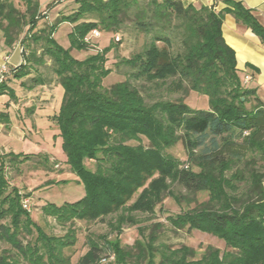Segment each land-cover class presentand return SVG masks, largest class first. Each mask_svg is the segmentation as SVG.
I'll use <instances>...</instances> for the list:
<instances>
[{"label":"trees","instance_id":"obj_1","mask_svg":"<svg viewBox=\"0 0 264 264\" xmlns=\"http://www.w3.org/2000/svg\"><path fill=\"white\" fill-rule=\"evenodd\" d=\"M18 1L23 10L13 0H0L3 43L11 46L19 39L22 47V62L10 73L27 77L26 87H63L52 120L59 128L65 163L84 188L73 202L42 204V214L60 225L106 221L111 232H119L125 223H138L134 214L153 213L165 195L177 202L185 198L170 189L175 183L190 201L201 192L207 198L168 215V225L204 231L225 243V250L208 246L198 257L189 246L156 245L160 225L155 223L157 228L148 233L138 226L140 237L131 246H122L117 236L88 234L87 250L75 264H264V102L245 84L221 31L224 14L231 13L264 44V25L255 13L236 0L210 5L74 0L71 12L41 27L38 21L46 16L39 15V0ZM218 3L225 6L217 10ZM62 21L71 25L69 48L53 38ZM126 22L146 37L140 50L120 59L129 78L148 83L149 91L181 96L147 102L129 79L103 86L110 73L105 63L111 42L83 59L70 54L72 48L87 49L84 39L92 29L117 32ZM190 91L206 96L207 107L187 104ZM2 93L13 96L5 80ZM142 137L146 145L128 144ZM177 142L184 160L165 152ZM32 158L51 169L41 155L0 154V241L9 245L0 252V264H70L65 250L74 243L73 229L62 236L47 233L23 207L25 195L8 185L5 161ZM86 161H93V169Z\"/></svg>","mask_w":264,"mask_h":264},{"label":"rangeland","instance_id":"obj_2","mask_svg":"<svg viewBox=\"0 0 264 264\" xmlns=\"http://www.w3.org/2000/svg\"><path fill=\"white\" fill-rule=\"evenodd\" d=\"M21 10L24 9L18 0H13ZM40 6L39 15L46 17L40 18L38 26H48L55 22L57 18L68 14L76 7L74 0H39ZM71 25L67 21L60 22L53 32V38L58 45L63 48L71 46L69 32ZM22 36V34L20 35ZM145 36L142 33L130 30L129 23L121 27L117 32H99L98 36L88 33L85 43L88 45L86 50H77L72 48L70 54L76 59H83L87 55L96 52L110 42L112 43L111 50L107 53L106 67L110 69V73L103 79L102 84L105 87L111 84L129 79L130 82L142 91L147 102L156 98L175 99L182 94L166 92L162 90L148 89V83L142 80L129 78L127 72L128 67L120 62L121 58H127L132 53L141 49L145 42ZM0 43L3 47L11 48L16 44L21 49L19 39L11 46H6L3 43L2 32L0 31ZM11 72V69L10 71ZM8 75V72L6 76ZM13 96L9 93L0 97V104L3 102L13 101L20 104L19 109L11 108L12 119L11 131L16 132L18 128H22L25 133L23 140L14 139L5 131H0V154L8 152L22 153L29 155H41L47 159V165L50 170H44L41 165H36V158L25 161H5V174L8 185L19 188L20 193L27 202V208H24L30 213L31 218L47 233L56 236H62L67 233L68 227L73 229L74 243L71 247L65 250L66 254H70V264H75L77 259L85 253L87 246L85 243L88 234L96 237L106 235L108 238L117 236L122 246H131L133 242L140 237L138 226L145 227V233L149 232V228H157L155 223H159L157 229L158 234L156 245H166L171 249L179 248L182 245L192 247L197 252L199 257L208 246L218 248L220 251L225 250V243L218 236L213 234L186 227L181 229H172L166 220L168 215L193 208L198 202L207 198L205 192L197 193L196 201H190L185 194L183 188L177 184H172L170 189L176 194H183L180 202L174 200L171 196L165 195L162 202L158 204L153 213L134 214L135 219H139L137 224L125 223L119 232H111L106 221H79L75 220L72 223L60 225L52 217L44 216L41 212V205L47 202L62 204L64 202H73L84 195V188L81 182L78 181L75 173L69 170L65 163L66 154L62 149V140L59 135V128L52 120V116L59 110L62 97L63 87L57 84L49 92V90L37 87L27 89L21 84L12 85ZM43 88V87H42ZM165 88V87H164ZM38 102L30 101L31 97L38 98ZM184 100L191 107H207V97L195 92H188ZM17 110V114H15ZM19 114V115H18ZM10 140V141H9ZM9 141V143H8ZM141 142L147 144L145 138H140V141L131 140L128 144L135 145ZM167 154L174 156L180 160L185 159V152L181 142L165 149ZM38 159V158H37ZM86 165L93 169V161H86ZM53 181V182H52ZM23 199V200H24ZM34 235V233H33ZM4 249H9V245L0 241V252ZM113 264V263H100Z\"/></svg>","mask_w":264,"mask_h":264},{"label":"crops","instance_id":"obj_3","mask_svg":"<svg viewBox=\"0 0 264 264\" xmlns=\"http://www.w3.org/2000/svg\"><path fill=\"white\" fill-rule=\"evenodd\" d=\"M184 3H192L194 5H210L213 0H182ZM241 1L242 4L250 8L259 21L264 25V0H236ZM225 5L218 3L216 9H221ZM222 36L228 46H230L235 52L236 67L245 77V84L254 87L256 89L257 96L264 102V44L260 41L259 37L248 27L240 24L231 13H225L222 25H221ZM22 48L16 44L11 48L3 47L0 43V62L6 60L8 67V75L5 78L6 88H12V85L21 84L23 85L27 77L15 78L9 72L11 68L18 66L22 62ZM32 74L28 75L31 76ZM57 85L55 83L50 85H36L34 87H26L27 89H34L41 87V89L49 90ZM43 87V88H42ZM14 91V90H13ZM7 93L0 94V97ZM38 98L31 97L30 101L38 102ZM20 104L13 101L3 102L0 104V131H5L8 135L14 139L23 140L25 133L22 128L16 129V132H12V119L11 108L19 109ZM15 110V114H17ZM19 115V114H18ZM7 117V121L5 120ZM10 141V140H9ZM8 141V143H9Z\"/></svg>","mask_w":264,"mask_h":264},{"label":"built area","instance_id":"obj_4","mask_svg":"<svg viewBox=\"0 0 264 264\" xmlns=\"http://www.w3.org/2000/svg\"><path fill=\"white\" fill-rule=\"evenodd\" d=\"M90 33L93 34L94 36L99 35V31L96 28L92 29ZM7 72H8L7 62L6 60H4L0 62V83H2L5 80ZM26 201L25 199L23 200V206L25 208H27L28 205Z\"/></svg>","mask_w":264,"mask_h":264}]
</instances>
